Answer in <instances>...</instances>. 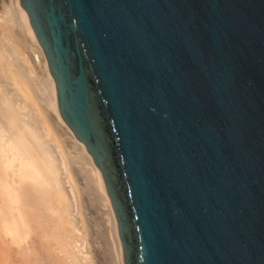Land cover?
I'll return each mask as SVG.
<instances>
[{
  "label": "water",
  "instance_id": "95a60500",
  "mask_svg": "<svg viewBox=\"0 0 264 264\" xmlns=\"http://www.w3.org/2000/svg\"><path fill=\"white\" fill-rule=\"evenodd\" d=\"M19 4L124 264H264V0Z\"/></svg>",
  "mask_w": 264,
  "mask_h": 264
},
{
  "label": "rangeland",
  "instance_id": "374dc122",
  "mask_svg": "<svg viewBox=\"0 0 264 264\" xmlns=\"http://www.w3.org/2000/svg\"><path fill=\"white\" fill-rule=\"evenodd\" d=\"M19 9L15 8L11 0H0V151L2 150L0 153L3 155L1 168L5 173L4 184L0 186V245H3L0 248H3L0 264L7 262V264H23V260H19L21 255L19 258L16 255L20 250L30 252L26 253L30 257L31 264H40L43 261V254L35 250L39 249L40 245L44 246L40 247L42 250L48 249L50 247L48 245H51L49 241L37 239L36 232L31 233L34 230L28 226L29 216L25 214L24 209L28 205L46 206L42 208L39 219L61 236V241L54 245V255L63 258V264H115L111 246L112 237L108 232L110 226L101 215L103 204L101 190L89 169L90 165H93L90 163L92 160L67 125L65 128H68L66 133L68 135H65L58 132L59 128L56 124L53 123L56 127L53 124L46 126L50 122L45 124V121L52 120V110L47 102V107L44 103L50 94L53 95L56 103L55 85L52 76L44 69L45 57L41 47L34 39V35V41L30 40L26 32L27 28L30 30L31 28L25 13L23 18H26L28 27L26 26V29L23 25L20 27L23 18H20L22 13ZM31 48L39 52L40 59ZM17 71L23 74L20 78L26 75L28 80L26 76L25 80L33 83H29L30 89H34L37 96L30 89L28 91L23 89L24 93L22 92L23 86L20 85V78L17 77L21 73ZM47 76H50L53 82L52 93L47 85L44 86ZM20 80L23 82L22 79ZM43 90L44 94L41 93ZM31 93L34 102L29 105L30 102L27 100ZM50 126L54 129L51 130ZM48 129L51 132L49 130L48 133ZM42 155H45L43 159L46 160L45 163L32 162V157ZM43 183L50 187V192L47 187H43ZM60 197H64L62 204L57 201ZM15 249L17 253L14 252Z\"/></svg>",
  "mask_w": 264,
  "mask_h": 264
},
{
  "label": "bare ground",
  "instance_id": "6f19581e",
  "mask_svg": "<svg viewBox=\"0 0 264 264\" xmlns=\"http://www.w3.org/2000/svg\"><path fill=\"white\" fill-rule=\"evenodd\" d=\"M12 2H13V4H14V6H15V8L16 9H19V8H21L23 11H24V9L20 6V4H19V0H11ZM21 9H19L20 10V12L22 13L21 15L22 16H20V18H23V13H25V11L23 12ZM26 14V13H25ZM27 16V15H26ZM25 17V16H24ZM26 19V18H25ZM25 19L23 18V24H20V27H21V25H23L24 26V28L28 25V24H26V22H25ZM28 19V18H27ZM11 20V19H10ZM11 22V21H10ZM13 22V21H12ZM20 23V22H19ZM28 23H29V20H28ZM5 24V23H4ZM6 25V24H5ZM30 25V24H29ZM22 26V27H23ZM28 27V26H27ZM30 28H31V26H30ZM20 29H22V28H20ZM26 29V28H25ZM31 30H32V28H31ZM29 28H27V30H26V32L28 33V35L30 36V40H32L33 39V35H34V33H32L33 32V30L31 31ZM26 33V34H27ZM34 39H36V37H35V35H34ZM34 39H33V41H34ZM37 41V40H36ZM36 43V42H35ZM38 43V42H37ZM40 46V45H39ZM31 50H32V52L33 53H35V55L38 57V59H40V55L38 54L39 52H36V50L35 49H33V48H31ZM43 53V52H42ZM42 63V62H41ZM43 64V63H42ZM44 69H46L47 71H48V65H47V61H46V59H45V63H44ZM43 68V67H42ZM43 70V69H42ZM18 72V71H17ZM17 72H15L16 74H17ZM18 73H21V72H18ZM48 73H49V71H48ZM13 74V73H12ZM50 74V73H49ZM20 75H22L23 76V74L21 73V74H18V79L20 78ZM51 75V74H50ZM26 76V75H25ZM24 76V77H25ZM23 77V78H24ZM23 78L21 77L20 79H22L23 80ZM26 79H27V76L25 77ZM25 78H24V80H23V82H21V80L19 79V83H20V85L22 84V86H23V88H22V92L24 93V91H23V89H25L26 91H28L29 89H30V85H29V83L30 84H33V83H31V82H28L27 80H25ZM53 78V77H52ZM13 80V79H12ZM54 81V80H53ZM46 83V84H45ZM45 83H44V86L45 85H47V87L49 88V90H50V92L52 93V91H51V89L53 88V82H52V80H51V77L50 76H47V78H46V80H45ZM54 85H55V83H54ZM52 86V87H51ZM31 88H32V86H31ZM42 88H43V85H42ZM40 89H41V87H40ZM38 90H39V88H38ZM46 90V89H45ZM30 91L32 92V93H34L35 94V92H34V89L33 90H31L30 89ZM47 91V90H46ZM55 91H56V89H55ZM3 92V91H2ZM27 94L28 93H30V92H26ZM32 93H31V95H29V100H27L28 102H30V103H28L29 105L31 104V102H34L33 101V95H32ZM39 93H40V91H39ZM38 93V94H39ZM41 93H43L44 94V90H43V92H41ZM56 93V92H55ZM22 94V93H21ZM27 94H25V95H27ZM37 94V93H36ZM35 94V95H36ZM47 94V93H46ZM40 95H42V94H40ZM47 95H49V93L47 94ZM37 96V95H36ZM42 96H44V95H42ZM41 96V97H42ZM9 97V96H8ZM27 97H28V95H27ZM44 97H46V96H44ZM25 99H26V97H25ZM40 99V98H39ZM44 99V98H43ZM43 99H41L42 100V102L45 100H43ZM9 100V99H8ZM31 100V101H30ZM34 100H38V99H34ZM48 103V105H49V107H51V110H52V114H51V116H52V120L50 121H45V124H47V123H49L50 122V124H47L46 126H49V125H52L53 123L54 124H56L57 125V127L59 128V133H63V134H65V135H68V134H66L68 131H67V129L69 128V126L65 123V121L62 119V117H61V115H60V113H59V110H58V106L56 105V103H57V97H56V103H55V100H54V97H53V95L52 94H50L49 96H47L46 97V100H45V105H46V107H47V103ZM35 103H37V102H35ZM42 103V104H43ZM43 104V105H44ZM24 106V105H23ZM35 106V105H34ZM39 106V105H38ZM40 106H41V104H40ZM40 106H39V108H40ZM18 107V106H17ZM29 107V106H28ZM45 107V108H46ZM21 108H23V107H21ZM41 108H42V106H41ZM44 108V109H45ZM14 109V108H13ZM26 110V109H25ZM28 110V109H27ZM30 111V110H29ZM40 111V110H39ZM26 112V111H25ZM38 112V111H37ZM41 113V112H40ZM46 113H48V112H46ZM29 114H30V112H29ZM50 114V113H49ZM40 115V114H39ZM48 115V114H47ZM27 117V116H26ZM45 118V117H44ZM11 120H12V118H11ZM21 121V120H20ZM27 121H29V120H27ZM53 121V122H52ZM14 122V121H13ZM12 123V122H11ZM28 123H30V121L28 122ZM28 123H25V125L26 124H28ZM45 124H44V126H45ZM53 124V125H54ZM67 125V129L65 128V126ZM34 126H35V124H34ZM55 126V125H54ZM33 127V126H32ZM31 127V128H32ZM56 127V126H55ZM49 128H51V130L52 129H54L53 128V126H50ZM29 129V128H28ZM70 129V128H69ZM33 130H34V128H33ZM32 130V131H33ZM49 130L50 129H48V133H49ZM51 130H50V132H51ZM58 130V129H57ZM71 130V129H70ZM54 131V130H53ZM54 132H56V134L58 133L57 131H54ZM54 132H53V136H55L54 135ZM72 132V131H71ZM73 133V132H72ZM34 135V134H33ZM48 135V134H47ZM50 135H51V133H50ZM74 135V134H73ZM58 136V135H57ZM51 137V136H50ZM71 137V136H70ZM37 138V137H36ZM52 138V137H51ZM54 138V137H53ZM58 138V137H57ZM76 138V137H75ZM72 139V138H71ZM57 140V139H56ZM68 140V139H67ZM73 140V139H72ZM36 141V140H35ZM66 141V140H65ZM78 141V140H77ZM80 142V141H79ZM65 143V142H64ZM81 143V142H80ZM76 144V143H75ZM82 145H83V143H81ZM33 145V144H32ZM64 146V145H63ZM76 146V145H75ZM84 146V145H83ZM48 147V146H47ZM62 147V146H61ZM67 147V146H66ZM72 147V146H71ZM75 148V147H74ZM46 149V148H45ZM72 149V148H71ZM73 150V149H72ZM78 151V150H77ZM0 152H2V150L0 151ZM27 152V151H26ZM87 152V151H86ZM81 153V152H80ZM88 153V152H87ZM66 154V153H65ZM71 154V153H70ZM88 155H89V153H88ZM39 156V155H38ZM45 156V155H44ZM43 155L42 156H40V157H36V158H31V160H32V162H34V163H36V164H38V163H41L42 164V162L44 161L43 159H45V157H44ZM90 156V155H89ZM83 157V156H82ZM8 158V157H7ZM79 158V157H78ZM90 158H91V156H90ZM2 159H3V155H1V153H0V186L1 185H3L4 184V180H3V175H5V173L3 172V170H2V168H1V161H2ZM53 159V158H52ZM88 159V158H87ZM89 160V159H88ZM91 160H92V158H91ZM46 161V160H45ZM45 161H44V163H45ZM50 161V160H49ZM85 161V160H84ZM83 161V162H84ZM90 161V160H89ZM88 161V162H89ZM43 163V164H44ZM48 163V162H47ZM50 163V162H49ZM53 163V162H52ZM51 163V164H52ZM90 163H92L93 165L91 166L90 165V167H89V169L92 171V173H93V175L92 176H94L93 178H95L96 179V184H98V188H100V190H101V198H102V200H103V204H102V208H101V215L103 216V218L105 219V221H106V224L107 225H109L110 226V229H108V232H109V234L111 235V237H112V241H111V246H112V248H113V256H114V259H115V264H124V261H123V249H122V245H121V242H120V238H119V234L117 233L118 232V228L116 227V225H117V221H116V217H115V214H114V211H113V208H112V206H111V202H110V199H109V196L107 195V193H106V190H105V185H104V181H103V178H102V175H101V173H100V171H99V169L95 166V164L93 163V161L92 162H90ZM7 164V163H6ZM83 165V164H82ZM87 165V164H86ZM48 166H50V165H48ZM6 167V166H5ZM8 167V166H7ZM54 167V166H53ZM50 169V168H49ZM54 169V168H53ZM88 169V170H89ZM8 170V169H7ZM90 170H89V172H90ZM5 172H6V168H5ZM48 172V171H47ZM49 172H51L50 170H49ZM54 174V173H53ZM69 174H70V172H69ZM55 175V174H54ZM42 178V177H41ZM76 179V178H75ZM73 180V179H72ZM71 180V181H72ZM47 181V180H46ZM76 181V180H75ZM46 184H47V182H45ZM46 184H44L43 183V187L44 188H46L47 187V189H48V191L50 192V187L48 186V185H46ZM74 185V184H73ZM85 185V184H84ZM59 186V185H58ZM34 192H36V191H34ZM31 194H33L32 192H31ZM81 194V193H80ZM68 196V195H67ZM86 198V197H85ZM30 198H28V200H29ZM27 200V201H28ZM57 200V199H56ZM64 200V197H60V198H58V202L60 201V203L62 202ZM62 204V203H61ZM43 207H46V206H43ZM42 206H40V207H35V206H30V205H28V206H26L24 209H25V214H27L28 216H29V218H28V226H31L32 227V229L34 230L33 232L31 231V233H33L34 234V232H36L37 233V235H36V238L37 239H39V240H45L46 242H50L51 243V245H48V246H50L47 250L46 249H41L40 247H44V246H42V245H40L39 246V249H36L35 251H37L38 253H42L43 255V261H41V263L40 264H63V258L62 259H60V258H57L55 255H54V249H55V244L58 242H60L61 241V236L60 235H58V234H56V233H54L53 232V230H51L50 228V226L48 225V224H46L44 221H42V220H40L39 218V214L41 213V211H42V208H43ZM24 212V211H23ZM26 215V216H27ZM82 218V217H81ZM67 223V222H66ZM85 225V224H84ZM31 229V228H30ZM35 238V239H36ZM3 245H0V248L2 247ZM13 247V246H12ZM45 247H47V246H45ZM6 248V247H5ZM10 248H11V246H10ZM15 248V247H14ZM3 249V248H2ZM2 249H0V255L2 256L3 255V252H2ZM24 249V248H23ZM7 250V249H6ZM16 250V249H15ZM26 250V249H25ZM32 250H34V249H32ZM8 251V250H7ZM10 251H13L12 249H10ZM30 251V250H29ZM14 252H18L17 250L16 251H14ZM20 252H21V254H20ZM27 252V251H26ZM24 252V250L22 251V250H20L19 251V254H16V255H18V258H19V256L21 255V258L19 259V260H21L22 261V263L23 264H31L32 262L30 261V257H28V255H27V253H30V252ZM12 253V252H11ZM32 254V253H31ZM30 254V255H31ZM9 255V254H8ZM13 255H15V254H13ZM29 255V256H30ZM5 256V255H4ZM3 256V257H4ZM16 257V256H15ZM41 258V257H40ZM4 259V258H3ZM8 259H10V258H8ZM65 259V258H64ZM6 261V260H5ZM8 261V260H7ZM15 261V260H14ZM10 262V261H9ZM20 262V261H19ZM65 262V261H64ZM8 263V262H7ZM6 263V264H7ZM14 263V262H13ZM98 264V263H97Z\"/></svg>",
  "mask_w": 264,
  "mask_h": 264
}]
</instances>
